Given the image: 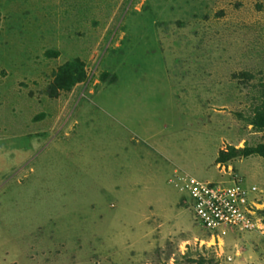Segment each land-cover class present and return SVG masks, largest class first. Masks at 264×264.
<instances>
[{
    "label": "rangeland",
    "instance_id": "obj_1",
    "mask_svg": "<svg viewBox=\"0 0 264 264\" xmlns=\"http://www.w3.org/2000/svg\"><path fill=\"white\" fill-rule=\"evenodd\" d=\"M263 105L264 0H0V264H264ZM187 176L256 187L255 229Z\"/></svg>",
    "mask_w": 264,
    "mask_h": 264
},
{
    "label": "built area",
    "instance_id": "obj_2",
    "mask_svg": "<svg viewBox=\"0 0 264 264\" xmlns=\"http://www.w3.org/2000/svg\"><path fill=\"white\" fill-rule=\"evenodd\" d=\"M177 186L189 198L188 208L195 220L212 237L219 238L230 230L255 229L251 215L256 187H246L240 180L214 183L192 176L182 178Z\"/></svg>",
    "mask_w": 264,
    "mask_h": 264
},
{
    "label": "trees",
    "instance_id": "obj_3",
    "mask_svg": "<svg viewBox=\"0 0 264 264\" xmlns=\"http://www.w3.org/2000/svg\"><path fill=\"white\" fill-rule=\"evenodd\" d=\"M62 75H60V82H64V81H69L67 78L70 79V75L68 73H65L66 71L62 70ZM67 77V78H66ZM66 78V79H64ZM70 82V81H69ZM71 84L73 82H70ZM263 109H264V105L262 106ZM252 125L259 128V129H262L264 130V110L260 111L257 113V115L255 116L254 120L252 121ZM243 154L245 156H250V155H253V154H256V155H259L261 156L262 158H264V145H260L258 146L256 149H245L243 151ZM237 154V151L236 150H232V153L231 154H228L227 153H224L222 152L221 155H220V163H224V162H227L229 160V158L233 157L234 155Z\"/></svg>",
    "mask_w": 264,
    "mask_h": 264
}]
</instances>
